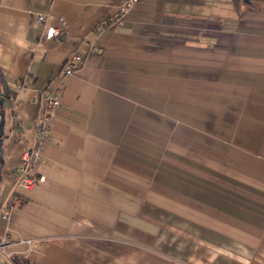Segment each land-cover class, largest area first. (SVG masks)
Masks as SVG:
<instances>
[{"label":"crops","instance_id":"0c3cea01","mask_svg":"<svg viewBox=\"0 0 264 264\" xmlns=\"http://www.w3.org/2000/svg\"><path fill=\"white\" fill-rule=\"evenodd\" d=\"M123 2L0 0V203L22 200L19 258L264 264V0H148L95 34ZM43 89L60 93L43 181L16 189Z\"/></svg>","mask_w":264,"mask_h":264},{"label":"built area","instance_id":"2783aa9c","mask_svg":"<svg viewBox=\"0 0 264 264\" xmlns=\"http://www.w3.org/2000/svg\"><path fill=\"white\" fill-rule=\"evenodd\" d=\"M148 0H124L118 8L115 16L105 20L98 21L94 27L93 32L100 34L111 25L121 26L127 15L128 11L139 3H145ZM36 21L42 28L41 37L44 40H51L59 36V31L56 28L48 27L45 23V15L38 14ZM97 52L95 44L89 46L83 58L80 52H74L68 59L61 65L60 72L62 75H70L73 73L75 66L83 63V60L88 58L92 53ZM22 82L20 86H24ZM60 106V93L56 89H43L39 95V120L35 128L34 139L35 147L31 150L25 151L22 155L19 166L17 168V175L15 177V188L28 190L34 187L39 182L43 181V177L35 172V167L40 159V151L46 143L49 130L51 127V114ZM22 200L16 196L13 191L11 197L5 202L0 203V223L3 224L4 232L0 235V258L5 261H11L13 257H21L25 254L24 251L18 249L19 246H29L32 243L31 239L19 238L17 241L9 239L11 231V224L14 210L20 207ZM37 264V263H36Z\"/></svg>","mask_w":264,"mask_h":264},{"label":"trees","instance_id":"16d2710c","mask_svg":"<svg viewBox=\"0 0 264 264\" xmlns=\"http://www.w3.org/2000/svg\"><path fill=\"white\" fill-rule=\"evenodd\" d=\"M5 93H6L7 96L11 95L7 90H6ZM10 262L13 263V264H30V263L24 261L23 259H21L19 257H13Z\"/></svg>","mask_w":264,"mask_h":264},{"label":"rangeland","instance_id":"374dc122","mask_svg":"<svg viewBox=\"0 0 264 264\" xmlns=\"http://www.w3.org/2000/svg\"><path fill=\"white\" fill-rule=\"evenodd\" d=\"M0 263H1V264H13V263H11L10 261H5V260H3L2 258H0Z\"/></svg>","mask_w":264,"mask_h":264},{"label":"water","instance_id":"95a60500","mask_svg":"<svg viewBox=\"0 0 264 264\" xmlns=\"http://www.w3.org/2000/svg\"><path fill=\"white\" fill-rule=\"evenodd\" d=\"M244 1H246V0H244ZM6 96V95H5ZM1 102V101H0ZM1 264V263H0Z\"/></svg>","mask_w":264,"mask_h":264}]
</instances>
